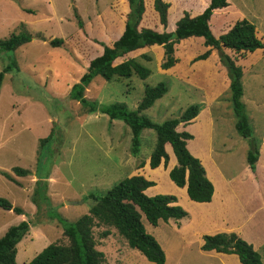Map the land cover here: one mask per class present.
Returning a JSON list of instances; mask_svg holds the SVG:
<instances>
[{
	"label": "rangeland",
	"instance_id": "obj_1",
	"mask_svg": "<svg viewBox=\"0 0 264 264\" xmlns=\"http://www.w3.org/2000/svg\"><path fill=\"white\" fill-rule=\"evenodd\" d=\"M113 1L0 0V39L17 34L22 29L32 37L12 52H0V71L12 63L16 66H11L3 75L0 87V167L5 170L19 167L29 172L24 177H16L7 171L13 176V181L0 176V198L6 199L12 207L20 208L23 212L21 216L29 223L27 234L16 245L14 264H26L50 243H65L58 220L70 223L84 215L92 204L86 199L89 194L102 196L120 180L132 176L135 166L147 160L153 150L154 131L143 129L140 132L138 153L132 156L129 152L130 130L123 122L110 121L99 112L82 113L76 102L68 100V89L78 82L79 72L81 75L84 70L82 64L86 62L67 45L61 48L48 45L50 39L65 38L77 29L74 11L90 36L99 42L105 40L107 34L108 38L114 39L121 23L114 18ZM164 1L169 4L166 19L184 10L195 13L204 3V0ZM229 3L227 10L213 14V34L216 35L224 24L245 19L254 25L257 37L262 36L264 42V0H229ZM172 5L174 10L171 12ZM169 29L167 21L161 30ZM203 50L200 39L179 42L173 54L178 63L165 73L158 68L164 60L162 49L152 47L144 53L148 61L136 55V60L149 70L144 80L135 75L110 81L95 77L85 90V98L101 106L122 103L127 109L134 110L145 86L163 83L166 93L141 114L155 124L178 118L187 107L203 101L208 82L222 85L228 82L217 53L208 63L191 62L198 51ZM224 52L242 68L241 101L251 127V137L257 142L258 157L263 158L256 176L263 178L264 48L243 56L228 50ZM48 82H53V89ZM228 96L226 90L216 95L210 105L212 127L209 135L198 129L194 131L196 124L203 125L198 120L187 129L195 138V143L199 144L197 140L200 138L211 139L212 161L217 164L222 178L230 181L226 186L233 190L234 197L223 206L219 204L222 201L218 203L216 198L210 199L209 204L195 206L184 202L179 195L175 205L186 212L184 218L187 220L199 217L209 219L211 212L204 209L208 207L214 211L217 208L214 224L234 227L239 226L237 224L250 209L262 203L259 198L262 192L252 191L253 181L248 187L244 172L248 169L245 160L247 139L241 138L234 129ZM179 125L175 128L177 131H180ZM51 132L50 141L41 149L40 158H37V163L36 159L33 162L32 152L38 149L37 140L46 138ZM193 146L194 140L188 142L191 155L198 153ZM38 179L43 184L44 195L43 198L35 196L38 200L35 206L30 197ZM259 210L249 225L243 228L245 223L241 224L240 232L248 236L251 242L242 240L252 247L264 264V206ZM19 218L11 209H0V235L9 226L18 224ZM179 221L169 220L156 228L146 226L147 233L165 254L164 264H218L216 259L198 251V237L194 229L182 230V236L180 233L173 234V224L178 229ZM199 227L201 225L197 227L198 233L208 230L206 226ZM94 236L96 247L104 254L106 264H150L140 261L111 229L106 237Z\"/></svg>",
	"mask_w": 264,
	"mask_h": 264
},
{
	"label": "trees",
	"instance_id": "obj_2",
	"mask_svg": "<svg viewBox=\"0 0 264 264\" xmlns=\"http://www.w3.org/2000/svg\"><path fill=\"white\" fill-rule=\"evenodd\" d=\"M203 4L205 6L198 13L190 14L186 10L178 12L172 17L175 20L173 29L162 31L161 28H165L167 23L166 12L169 8V4L164 0H114L112 3L114 18L121 23L114 39L108 38L107 34L105 40L99 42L95 37L90 36L83 29L74 11L77 29L65 38H52L48 41V45L53 48H61L64 45L71 47L87 63L78 82L69 89L67 99L76 102L82 113L99 112L106 115L110 121L123 122L130 130L129 152L132 156L138 153L140 132L143 129L154 131L153 150L149 158L141 162L138 167L142 168L146 164L152 170L160 163L166 166L170 152L174 157L175 165L168 172L169 180L178 188L184 187L187 198L196 203L210 201L212 185L204 176L199 160L186 149V141L191 139V135L177 131L175 128L178 124L189 123L198 114L200 105H190L178 118L155 124L141 113L166 93L167 89L163 83L145 86L134 110L127 109L122 103L101 106L85 98V90L95 77L110 81L114 78L127 79L135 75L138 79L144 80L149 75V70L132 54L142 51L139 58L148 61L149 58L144 53L154 46L162 49L164 60L158 68L166 73L178 63V59L173 55L175 46L181 41L200 39L205 49L198 51L191 62L204 61L212 52L218 54L219 63L225 68L229 82L228 102L234 117V129L241 138L247 139L248 151L245 160L248 169L253 173L258 158V146L251 137V127L241 101L242 68L225 54L224 50L243 56L245 53L262 50L264 42L261 37H257L254 25L245 19L224 24L216 35L213 34L211 27L213 14L227 10L230 3L229 0H204ZM31 39L28 32L22 29L17 34L0 39V52H12ZM11 66L16 68L12 63L0 71V87L3 75ZM51 136L52 132L46 138L38 140L36 163L37 158H40L41 149L50 141ZM10 172L16 177L29 174L19 167H12ZM0 175L13 181L7 172L0 171ZM40 182L39 179L35 182L36 187L30 197V201L35 206L38 205L35 196L43 198L44 195L43 184ZM151 186H153L151 181L140 174H135L120 180L102 196L89 194L86 199L92 204L84 215L70 223L58 220L65 243L46 245L26 264H105L103 253L95 248L92 234V229L98 226L115 229L129 247L141 255L146 262L164 264V252L156 240L147 233L145 225L156 228L159 223L165 224L169 220L179 221L186 216V212L175 205L176 199L172 195L158 194L152 197L145 195L144 191ZM0 209L6 211L11 209L15 215H23L20 208L12 207L4 198H0ZM28 229L29 223L21 221L9 226L0 235V264H14L16 245L27 234ZM108 229L101 233L102 237L108 235ZM199 249L233 254L237 257V264H262L252 247L234 233L204 235Z\"/></svg>",
	"mask_w": 264,
	"mask_h": 264
},
{
	"label": "crops",
	"instance_id": "obj_3",
	"mask_svg": "<svg viewBox=\"0 0 264 264\" xmlns=\"http://www.w3.org/2000/svg\"><path fill=\"white\" fill-rule=\"evenodd\" d=\"M204 6H205V4H203L202 7H204ZM170 9H171V12L174 10L173 5L170 6ZM199 10L196 11L195 13H198ZM168 12H169V8H168ZM167 21H168V24L170 25V30L173 29V22L175 20L172 19L171 17L169 18V16H168L167 17ZM256 32H257V30H256ZM151 48L152 47H150L149 49H151ZM148 50H146V51H148ZM141 53H143V52L139 51V52H136V53H134L132 55L136 57V55L139 56ZM214 54L215 53L212 52L207 57V59H205L204 61L196 62V63H200V64L205 63V62L208 63V62H210L211 59L214 58ZM216 65L218 66V64H216ZM82 67L85 70V68L87 67V63L82 64ZM84 70H83V72H84ZM80 73H81V71L79 72V77L82 75V74L80 75ZM222 73H224V72H222ZM77 81H78V79H77ZM228 83L229 82H225V83L223 82V85H222L219 82H208V85H207L208 89H206L204 91L205 96L203 98V101H201V103L199 104L200 105V108H199V111H198L199 114H197L189 123L179 125L180 131L187 132L189 135H191L187 128L192 126L195 123H198V122H196L198 120V121H201L203 123V125H199V124L197 125L196 124L195 127H194V131L197 132V129H198L200 131L207 132L206 134L209 135V133L211 131L210 129L212 127V115H211L210 105H211L212 102H214L213 100H215L216 95L228 90ZM48 84H49V87L51 89H53V87H54L53 82H48ZM220 85H221V87H220ZM12 95H13V93H12ZM47 121L49 122L50 120L47 119ZM192 140H194V146H193L194 149H196L198 151V153L192 154V156L199 160L201 166H203L202 168H204L203 169L204 170V176L206 177V179L212 185V196H211L212 198H211V200L213 198L214 199L216 198L218 203H219V200L222 201L219 204H221V205L224 204V203L226 204L227 202L231 201V199L234 197V192H233L232 189H230V188H228L226 186V184L228 182H230V181H226L224 178H222L221 173H220L219 169L217 168V164L212 161L213 158H212V152H211V150H212L211 139L208 138V137L207 138H202V139L200 138V139L197 140V142H199V144H198V143H195V138L191 135V139L186 141V149H187V151H188V142H190ZM36 152L37 151H36V148H35L33 150V152H32V157H33L32 161L33 162L36 159ZM261 161H263V158L259 156L257 161L255 162V170H254L253 174L250 173V171L248 169L247 170L245 169L244 172L246 173V179L248 181V187L249 188L251 187V181H253L254 184H253L252 191L253 192H260V191L262 192V194L259 196V198L262 200V203L261 204L259 203V204L255 205L254 208L250 209L246 213V216L244 215L243 219L237 224L239 226H234V227L217 226L216 224H214V217H215V215H217V208H215L214 211H212L211 208L208 209V207H206L204 210H208V212L209 211L211 212V217L209 219H205L203 217H199V218H193L192 220H187V218H184V220H183L184 222H181L182 220L180 219L179 223L180 222L181 223L178 225V229L173 224V229H172L173 234L180 233V236H182L183 235L181 233L182 230L185 231L186 228H189V229H192V230L194 229L195 230L194 232L197 233L196 237H198L197 238L198 239V248H200V246L202 244V236H204V235H214V234H218V233H225V234L234 233L239 238L244 239L247 242H251L250 239L248 238V236L245 233L240 232V230H241V224L245 223L243 225V228H245L247 225H249L250 221L253 219V216L256 215L260 211L259 208L264 206V177L260 178L259 176H256L257 173L259 174L258 170H260V167L262 166ZM140 163H138L135 166V168H134V172L135 173L133 175H135V174L142 175L146 180L151 181L153 183V186H154V187L151 186V187L147 188L144 191L145 195H147L149 197H152V196L157 195V194L172 195V196L175 197L176 202H177V200H179V195H181L182 200L184 202L192 203L195 206L196 205L209 204V202H207V203H196V202L190 201L187 198V196H186L185 188L184 187L183 188H178L169 180L168 172L175 165L174 157L171 155L170 152H169V160H168V163H167L166 166H163V164L160 163L158 165V167H156L155 169L151 170V169H149V167L146 164H144L142 168H139L138 166L140 165ZM10 169L11 168L5 170L3 167H0V171H2V172L10 171ZM12 178H13V176H12ZM218 182L220 184H222L224 187H220ZM256 183H259V185H257ZM175 204H177V203H175ZM193 205H192V207H193V209H195L194 208L195 206H193ZM202 214L203 213H201V215ZM19 216H20V218L18 220H20V222L21 221H26V220L23 219V217L21 215H19ZM199 225H201V227L206 226L208 228V230H205V231L200 230V232L198 233L197 227ZM146 226L147 225H145V227ZM201 227H199V228H201ZM107 229L108 228H105L103 226L94 227L92 229V234H93V237H94L96 250H98V249L96 247V239H95L94 235L96 234V236L102 237L101 233L103 231L107 230ZM110 229L126 244V246L132 252L135 253V255L138 258L141 259L140 261L143 262V260H145L135 250H133L132 248L129 247V245L127 244L126 240L124 238H122V236H120L116 232L115 229L109 228L108 232L110 231ZM108 235H109V233H108ZM184 238L185 237H182V239H184ZM98 251L101 252L100 250H98ZM198 251L203 253V255H206L208 257L216 259L218 264H237L238 263L237 257L235 255H233V254H222V253H216L214 251H201L200 249ZM103 256H104V254H103ZM104 260H105V257H104ZM132 264H137V263L132 262Z\"/></svg>",
	"mask_w": 264,
	"mask_h": 264
}]
</instances>
